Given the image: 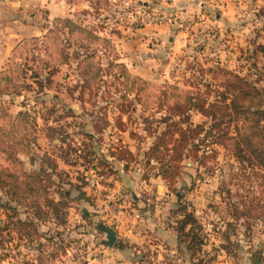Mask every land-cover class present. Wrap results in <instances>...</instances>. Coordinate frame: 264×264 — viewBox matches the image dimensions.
Returning a JSON list of instances; mask_svg holds the SVG:
<instances>
[{"label": "rangeland", "instance_id": "1", "mask_svg": "<svg viewBox=\"0 0 264 264\" xmlns=\"http://www.w3.org/2000/svg\"><path fill=\"white\" fill-rule=\"evenodd\" d=\"M5 3L9 20L25 19V36L35 37L25 57H14L9 81L1 79L7 88L0 90V139L16 113L26 112L25 130L16 119L17 142L33 134L34 141L20 146L27 149L18 151L21 169L38 170L49 156L85 196L72 197L64 209L44 205L47 214L35 212L30 200L10 201L14 212L0 206V264H264V166L207 143L198 151L202 160L183 158L167 181L159 162L146 155L168 128L166 101H157L163 85L200 83L205 89L209 68L223 67L256 80L264 91V0ZM57 17L110 40L118 57L109 64L107 50L99 47L107 68L100 85L94 82L98 74L82 76L86 64L76 57L73 41L82 35L69 38ZM6 62L7 57L0 71ZM127 74L144 79V89L138 92V80L131 91ZM190 118L196 123L205 117L193 111ZM65 187L79 195L76 187ZM48 189L56 201L55 185ZM7 199L0 187V203ZM183 212L200 225L193 256L183 243L159 239L153 226L161 221L176 235L174 222ZM18 217L31 220L35 229L20 227ZM106 226L114 233L111 244ZM131 232L146 239L129 245L124 237ZM124 245L131 251H120Z\"/></svg>", "mask_w": 264, "mask_h": 264}, {"label": "trees", "instance_id": "2", "mask_svg": "<svg viewBox=\"0 0 264 264\" xmlns=\"http://www.w3.org/2000/svg\"><path fill=\"white\" fill-rule=\"evenodd\" d=\"M55 19L60 21L63 27H67L69 38L73 33L82 35L81 41H78V38L73 40L78 48L75 53L76 57H83L79 61L86 64L82 69V76L93 79L98 74L100 77L94 82L100 85L103 80L102 74L107 68L102 67L98 58L100 56L97 53L99 47L107 50V56L110 57L107 59L109 64H112L113 57H118L110 40L96 35L90 29L76 24L69 18L57 17ZM34 37L23 36L10 49L6 67L0 71V90L7 88L6 81L11 78L8 72L11 69L14 70V57H21L23 54L22 57H25L27 45ZM111 53L114 54L111 55ZM115 64L123 69L122 64ZM208 71L212 73V76L211 80L202 81L205 89L200 83H190L188 87L165 84L163 88H160V92H157L158 104H164L162 102L166 101L165 106L169 114L165 115L164 123L168 128L156 136V140L146 151V155L151 154L159 162V172L167 181H170V175L175 174V170L172 171V169L179 166L183 158L192 157L199 158V161L202 160V155H199L198 151L201 144L207 143L225 146L242 162H254L256 165L264 166V91L255 85L256 80H250L227 68L211 67ZM127 76L131 79V91L134 90V85L138 80L140 82L137 86L138 92L146 86V81L139 76L131 74ZM1 79L7 80L1 83ZM213 86L216 88V93L215 97L210 99L209 95ZM193 111L201 113L205 118L201 122L193 123L190 118ZM27 115L24 111H18L9 127L7 125L8 131L2 130L3 135L6 136L0 139V150L3 152L0 156V187L5 189L8 199L0 203V206L14 212L16 207L11 205L10 201L30 200L29 203L37 213L47 214L49 212L48 209L43 208L44 205L54 210L64 209L69 199L77 198V196L84 197L85 193L78 184L66 179L64 171L59 169L55 159L49 156L42 159L38 170L27 173L21 169L22 160L18 156V151L27 150L20 146H26L30 141L33 142L34 134L30 137L22 134L23 138H27L24 143H18L17 133L20 132V126L16 124V119H21L23 130H25ZM175 116L176 119H174ZM30 119L32 122L33 118ZM165 134H168L166 138ZM11 139L14 142H11ZM165 154H168L167 158ZM54 175L58 180H55ZM66 184L71 188L76 187L79 195L71 196L70 188L67 189ZM50 185H55V191L58 193L56 201L49 197ZM17 224L20 227L29 226L35 229L34 224L28 218L18 217ZM173 229L176 232L178 246L183 243L186 251L193 256L192 249L196 242L201 240L198 235L200 225L195 217L191 213L183 212L181 217L175 220Z\"/></svg>", "mask_w": 264, "mask_h": 264}, {"label": "crops", "instance_id": "3", "mask_svg": "<svg viewBox=\"0 0 264 264\" xmlns=\"http://www.w3.org/2000/svg\"><path fill=\"white\" fill-rule=\"evenodd\" d=\"M5 2H7V0H0V67L5 62V59L9 53L10 49L12 48V46L15 44V42L21 36L26 35L24 31H25V28L27 26L24 22L25 19L20 21L19 19L13 20V18H11L9 20V14L7 12L8 5ZM14 3H15L14 1L11 2V4H14ZM14 21H18L19 23H16ZM153 226L154 227L156 226L157 233L159 234L158 235L159 239H162L163 241H165V240L170 241L172 239V241H174V243L177 242L176 241L177 240L176 235L174 234V232L171 233L169 230H167L164 226V223L161 224V221H159L156 225H153ZM139 236L140 235L138 233H136V232L132 233L131 232V233H128L127 237H124V240L129 245L135 246L136 242H139L138 239H140V238H143V240H144V238L146 239L145 235H142L140 237ZM125 245L123 247L118 246L119 250L123 251V252H125V251L130 252L131 248L129 247L126 250ZM159 246H161V245L159 244Z\"/></svg>", "mask_w": 264, "mask_h": 264}, {"label": "water", "instance_id": "4", "mask_svg": "<svg viewBox=\"0 0 264 264\" xmlns=\"http://www.w3.org/2000/svg\"><path fill=\"white\" fill-rule=\"evenodd\" d=\"M105 231H106V233H107V234H106V236H107L106 243L111 244L112 241H113V238H114L113 230H112L110 227L106 226V227H105Z\"/></svg>", "mask_w": 264, "mask_h": 264}]
</instances>
